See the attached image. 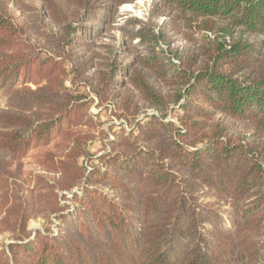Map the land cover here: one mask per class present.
<instances>
[{"label": "trees", "instance_id": "obj_1", "mask_svg": "<svg viewBox=\"0 0 264 264\" xmlns=\"http://www.w3.org/2000/svg\"><path fill=\"white\" fill-rule=\"evenodd\" d=\"M135 1L71 0L73 10L65 18L50 5L62 25L50 40L72 62L78 80L97 68L88 82L102 103L122 91L126 112L139 101L162 113L171 104L179 106L176 122L151 117L114 140L113 152L101 157L117 169L114 173L88 172L81 164L94 139L73 128L84 97L66 87L62 63L13 51L24 30L0 9V95L7 94L13 109L0 114V152L21 158L34 145L48 146L60 137L66 153L45 158L61 173L59 189L73 191L84 181H97L116 193L86 188L75 195L74 232L14 244V262L264 264V0H155L152 17L176 14L173 31L192 48L172 49L173 35L134 19L129 35L140 40L144 53L125 62L124 42L106 61L93 64L99 54L96 40L117 19L122 4ZM38 16L42 21L43 14ZM161 41L167 50L158 49ZM36 73L46 76L44 87L15 88L22 76L26 82ZM219 115L248 123L252 133L233 139ZM200 185L230 204L232 227L218 212L192 201ZM15 200L9 213L24 225L28 217ZM57 211H63L60 204ZM216 221L217 227H208Z\"/></svg>", "mask_w": 264, "mask_h": 264}, {"label": "rangeland", "instance_id": "obj_2", "mask_svg": "<svg viewBox=\"0 0 264 264\" xmlns=\"http://www.w3.org/2000/svg\"><path fill=\"white\" fill-rule=\"evenodd\" d=\"M52 3L57 5L55 8L62 10L60 18H65L66 15H69L68 13L71 15L73 10L71 0H0V9L24 30V34L18 40L13 51L16 53L25 51V53L39 55L42 59L49 57L62 63L60 70L62 68L66 72L64 76L66 87L70 89V92L82 95L84 99L81 102L86 104L83 112L74 122L73 128L78 134H88L94 137L88 144L87 155L81 159V164L86 167L88 172L95 168L117 172L116 168L107 163V159L105 162L101 158L113 152L114 140H117L122 133L130 134L135 131L138 123H144L151 117H164L165 121L176 122V117L180 113L179 106L171 104L169 109L162 113L159 109L148 108L139 101V104L131 112H126L120 104L122 91H120V97L114 99V95L109 102L102 103L88 82L97 68L93 72L86 73L83 79L78 80L72 62L66 59L58 50L57 44L50 40V35L58 33L62 28L61 21L54 19L51 15L50 5ZM156 5L155 0H136L133 3L122 4L118 8L117 19L105 31V35L96 40L95 50L99 54L93 57V64L96 65L99 59L106 61L109 51L121 47L124 42L127 47L122 49V60L125 62L132 61L144 53L145 48L141 46L140 40L133 39L129 35V32L135 28L130 24V21L134 19L146 24H153L156 32L163 31L173 35L172 49L182 50L186 46L192 48L183 34L176 35L173 31V25L177 19L176 14L165 11L160 16L152 17V11ZM40 13L43 14L42 21L38 16ZM158 49L167 50V47L161 41ZM166 54L169 55L168 52ZM173 60L175 63H179L176 59ZM28 78L29 81L25 82V76H22L15 88L24 87L37 90L47 84L46 76L41 73H36L34 76L28 74ZM134 100H138L137 95ZM66 101H68L67 103L71 102V100ZM57 107L61 108L59 105ZM9 111L11 112L13 109L8 102L7 94L2 93L0 95V114ZM52 115L53 113L48 115V118ZM219 117L230 125L229 132L233 139H241L252 133V128L248 123H231L221 115ZM59 138L54 139L48 146L34 145L21 158L14 157L8 151L0 152V264H15L10 249L14 244L35 240L39 235L58 237L62 232L71 235L77 226L74 222L79 217L74 215L77 205H79L74 197L75 195L82 196L86 188L99 189L102 193L116 196L115 192L97 181H89L88 184L84 181L73 191L59 189L60 171L53 170L45 162L46 155L50 153H54L57 158L66 153V151L63 152L66 145L60 144ZM126 149L131 152V148L126 147ZM43 183L52 185L51 190L45 188ZM15 196L19 202H22V204L18 203V208H21V212L24 208V213H22L28 217L24 225L21 220H15L16 218L9 213L10 209L15 207ZM193 196L195 199L192 201L196 202L198 206L218 212L227 227L233 226L227 213L231 211L229 203L217 200L215 193L204 185H200L198 192ZM33 204L32 210L30 207ZM58 204L63 211H57ZM13 223H15L14 228ZM218 225L219 223L216 221L208 224V227H217Z\"/></svg>", "mask_w": 264, "mask_h": 264}]
</instances>
